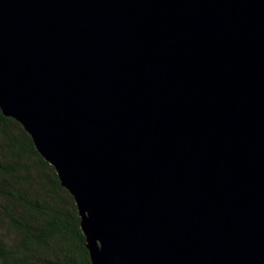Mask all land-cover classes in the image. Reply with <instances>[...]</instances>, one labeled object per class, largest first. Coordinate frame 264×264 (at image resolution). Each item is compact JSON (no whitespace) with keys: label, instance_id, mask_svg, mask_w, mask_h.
<instances>
[{"label":"water","instance_id":"obj_1","mask_svg":"<svg viewBox=\"0 0 264 264\" xmlns=\"http://www.w3.org/2000/svg\"><path fill=\"white\" fill-rule=\"evenodd\" d=\"M0 111L91 264H264V0H0Z\"/></svg>","mask_w":264,"mask_h":264},{"label":"trees","instance_id":"obj_2","mask_svg":"<svg viewBox=\"0 0 264 264\" xmlns=\"http://www.w3.org/2000/svg\"><path fill=\"white\" fill-rule=\"evenodd\" d=\"M79 220L54 167L0 111V264H91Z\"/></svg>","mask_w":264,"mask_h":264}]
</instances>
